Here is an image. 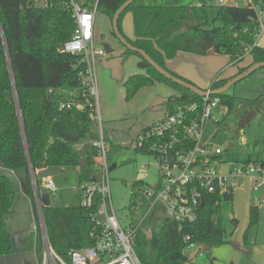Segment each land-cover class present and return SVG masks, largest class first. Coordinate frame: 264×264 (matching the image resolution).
<instances>
[{
  "label": "trees",
  "instance_id": "16d2710c",
  "mask_svg": "<svg viewBox=\"0 0 264 264\" xmlns=\"http://www.w3.org/2000/svg\"><path fill=\"white\" fill-rule=\"evenodd\" d=\"M51 1L52 7H41L35 5L34 0H0V167L3 169L0 171V258L14 252L7 228V216L16 190L13 175L18 177L20 188L32 206L31 173L47 167L78 168L79 182L97 178L93 169V157L97 156L95 147L92 157L86 159L75 149V145L90 133L89 111L60 109V104L84 102L78 75L85 70V64L81 56L62 52L75 23L71 12L59 4V0ZM125 1L98 0L97 11L111 22ZM137 1L119 16V33L179 79L191 83L169 71L165 63L180 53L196 57L208 56L210 52L226 55L234 67L249 57V63L239 67L235 74L214 79L209 86L211 91L264 62V48L254 45L260 28L257 9L264 10V0L218 6L213 19L209 18L205 5L143 6ZM125 14L131 17L133 40L127 39L122 31L121 20ZM130 53L141 58L126 48L121 58L125 59ZM141 60L145 74L132 76L123 84L126 100L154 83L174 91L165 102L166 109L199 100V96L164 78ZM213 97L220 99L227 113L243 102L227 92ZM259 99H264V95ZM256 160L259 161L258 156ZM242 162L254 161L248 158ZM39 185L40 181L36 180V186ZM226 198L232 200L230 196ZM221 209L222 206L211 200L205 202L193 224L178 225L164 220L150 235L139 231L134 250L140 263H192L185 254V236H189L198 249L223 244L226 233L221 225ZM254 216L252 213L251 223H254ZM42 219L48 244L66 264L70 263V252L90 245L89 234L98 230L90 212L79 205L42 208Z\"/></svg>",
  "mask_w": 264,
  "mask_h": 264
},
{
  "label": "rangeland",
  "instance_id": "374dc122",
  "mask_svg": "<svg viewBox=\"0 0 264 264\" xmlns=\"http://www.w3.org/2000/svg\"><path fill=\"white\" fill-rule=\"evenodd\" d=\"M194 1L208 7L210 19L215 17L218 6L230 4L227 3V0H222V3L218 0ZM233 1L242 5L246 2V0ZM187 2V0H138L137 4L143 6H183L187 5ZM257 11L262 12L263 10L258 8ZM121 23L125 30H122L123 34L127 38L126 32L129 34L132 32L130 15L125 14ZM104 46H108L111 52L106 53L103 58H97L95 63L97 89L95 103L99 112L100 124L91 122L90 133L75 145V149L81 153L83 159L91 158L95 143L103 137L105 162L109 169L111 199L117 217L121 222L124 221L125 217L137 222L147 208L145 205L142 206L139 216L128 215L131 199L128 196L127 185L132 186L135 183L137 173L140 171L147 173L143 181L144 184H153L157 178V171L155 160L151 155L134 151V140L142 128L150 126L163 117L166 111L165 102L174 95V91L162 84L154 83L152 86L140 89L130 100L125 99L123 84L132 76L144 75L145 67L141 58L134 53H130L125 59L121 58L125 51L124 46L115 37L109 18L97 12L95 15V48L104 49ZM222 60L221 56L215 59L217 63L222 62ZM208 62L190 55L179 57L176 60L177 64L189 65L193 69L202 70V72L204 71L201 66L202 63ZM243 62L246 63V60ZM243 62L239 63L237 67L232 66V63L229 65L235 68L233 74L244 65ZM209 65L211 64L209 63ZM220 72L221 70L216 71L215 81L223 78V74ZM211 78L208 79L207 77L206 85H200L197 82L196 85L192 84L201 90H205L210 86V82L213 80ZM227 94L240 98L243 102L231 113L216 109L213 118L219 121V125L208 123L205 139L224 151V159L228 165L245 161L248 158L255 161L257 156L260 161H264V99H259L260 96L264 95V67L234 84L227 91ZM251 111L255 115L252 114L251 120L243 127L242 133L234 136L240 119ZM229 144L232 147L226 151ZM93 160L95 166L102 163V158L99 155L93 157ZM61 170L60 174L52 177L57 191L54 195L49 196L50 205L61 208L78 206L80 202L78 192L79 169L63 168ZM14 183L17 186L16 182ZM18 197L15 198L14 206L11 209L14 214L7 216L9 218L8 230L11 234L14 252L9 256L0 258V264H35V256L33 255L35 251L33 250H35L36 239L39 248L37 253L42 254L43 252L37 208L32 206L29 199L30 208L29 203L24 208L22 203L26 201V198L20 197V201H18ZM255 200L256 195L250 191L247 183H245L243 188L234 192L232 201L221 205V225L226 233L225 241L221 245L210 247L207 255L210 253V257L215 256L219 260L224 259L225 263L228 262V264L233 261L239 264L241 261L243 263L245 258L247 259L249 250L259 249L260 244H264V206L258 210L257 225L252 227L253 223H251ZM16 217L26 221V228L24 225L19 228L22 223L18 225L17 222H14ZM162 221L163 218L156 216L155 211H153L143 220L140 230L150 235L159 229ZM35 222L38 225L37 229H39L37 232L33 228ZM185 254L188 259H192V263L186 264H206L207 262L206 255H199L202 253L197 254L195 250H190Z\"/></svg>",
  "mask_w": 264,
  "mask_h": 264
},
{
  "label": "built area",
  "instance_id": "2783aa9c",
  "mask_svg": "<svg viewBox=\"0 0 264 264\" xmlns=\"http://www.w3.org/2000/svg\"><path fill=\"white\" fill-rule=\"evenodd\" d=\"M219 2L222 3V0ZM34 4L41 7L54 5L51 0H34ZM59 4L71 12V18L75 23V29L64 42L62 52L81 56L85 64V70L78 75L84 91L82 95L84 102L60 104V109L75 108L78 111L86 109L89 111V121L100 124L95 103L97 100L95 63L97 58L105 57L106 52L102 48H95V15L98 12V0L93 4H84L77 0H59ZM260 14L257 12L258 18ZM262 31L260 26L255 36L256 46ZM210 91L208 88L198 101L166 109L160 120L137 134L134 150L151 155L157 171V178L153 184H144L147 173L142 171L138 172L140 178H137L132 186L127 185L128 196L131 199L128 215L139 216L142 206L145 205L147 208L137 222L127 217L121 222L117 217L111 199L103 137L95 143L97 155L102 158V163L94 166L97 178L79 182L78 192L79 206L90 212L98 230L89 234L92 240L90 245L70 252L69 264H141L134 250V242L137 233L141 231L143 220L153 211L156 216H161L163 221L178 225L193 224L205 202L213 200L215 205L220 206L228 203L230 201L226 196L233 199L234 192L243 188L245 183L256 195L253 213L257 215L259 208L264 206V161L234 162L228 165L224 159V151L205 139L207 124L219 125V121L213 118L215 110L227 112L220 99L213 97ZM35 174L36 172L31 173L30 178L33 204L38 211L43 245L38 264H66L48 244L42 223L39 190H46L50 196L54 195L57 189L51 177L39 180L40 185L37 187ZM37 226L35 222L33 228L36 232L39 230ZM190 239L189 236L183 238L185 252L198 248Z\"/></svg>",
  "mask_w": 264,
  "mask_h": 264
},
{
  "label": "crops",
  "instance_id": "0c3cea01",
  "mask_svg": "<svg viewBox=\"0 0 264 264\" xmlns=\"http://www.w3.org/2000/svg\"><path fill=\"white\" fill-rule=\"evenodd\" d=\"M188 2V4L187 5H202L201 3H196L194 0H187ZM199 1H201V0H199ZM219 1V0H218ZM233 0H229V2L228 3H232V4H236V5H242V4H237L235 1H233ZM249 2V0H246V2L243 4V5H245V4H247ZM258 12V11H257ZM259 13V12H258ZM261 14H260V16H259V18H258V21H259V23H260V26L262 27V29H263V31H262V35H261V37H260V39H259V41L257 42V46H260V47H263L264 48V19H263V13H264V10L262 11V12H260ZM122 30L123 31H125L124 29H123V26H122ZM126 35H128L127 36V38L128 39H131V40H133L134 39V35H133V28H132V32H131V34H129L128 32H126ZM187 56H189V55H187V54H183V53H180V54H178L174 59H172V60H170V61H167L166 63H165V66H166V68L169 70V71H172L175 75H177V76H179V77H182V78H184V79H186V80H188V81H190L191 83H199L200 85L202 84V85H206V82H207V77H208V79L210 78V77H212L211 79H215L216 78V76H214L215 75V73H216V71L217 70H221V72L220 73H222L223 74V78L224 77H226L227 75L229 76V75H232L234 72L233 71H235V68L234 67H230L229 65H230V63H229V58H228V56H226V55H220V54H216V53H214V52H210L209 54H208V56H205V57H196V56H194V58H201V59H204L205 61H209L208 63H202V67L204 68V71L202 72V70H199V69H193L192 67H190L189 65H180V64H177L176 63V60H177V58H179V57H187ZM191 56V55H190ZM218 56H221V58H223V60H222V62H219V63H217L216 61H215V59H217V57ZM225 59V60H224ZM246 63L245 62H243L244 63V65H242V66H246L248 63H249V57H247L246 59ZM209 63L211 64V65H209ZM224 69V70H223ZM225 71V72H224ZM224 72V73H223ZM204 75V76H203ZM207 76V77H206ZM212 80V81H213ZM193 84V85H194ZM210 84H211V82H210ZM196 85V84H195ZM198 86V85H197ZM204 87H206V86H204ZM209 88V87H208ZM207 88V89H208ZM166 112V111H165ZM142 129H144V128H142ZM141 129V130H142ZM140 130V131H141ZM139 131V132H140ZM138 132V133H139ZM1 170H3L1 167H0V171ZM62 171V170H61ZM78 173H79V170H78ZM13 174V173H12ZM14 176V180H15V182H16V184H17V186H16V190H15V198H17V196H19L18 198H19V200L18 201H20V197H24V199L26 198V201H23V206H24V208L26 207V204L27 203H29V208H30V202H29V200H28V198H27V196H26V194H24L23 192H22V190H21V188H20V185H19V181H18V177L17 176H15V175H13ZM137 177H139V175H138V173H137ZM137 179V178H136ZM16 192H18V194H16ZM15 198H14V200H15ZM14 203V202H13ZM14 206V205H13ZM12 206V207H13ZM28 206V205H27ZM11 214H14L13 213V210L8 214V216L9 215H11ZM33 217V216H32ZM8 221H9V218L7 217V228H8ZM253 221H254V223H253V226L252 227H255L256 225H257V215L255 214V216H254V219H253ZM14 222H17V224L19 225V223H22L20 226H19V228H22L21 226L22 225H24L25 226V228H26V221L24 220H21L19 217H16L15 218V221ZM27 226H28V223H27ZM9 231V230H8ZM23 231H24V229H23ZM22 231V232H23ZM9 234H10V231H9ZM10 237H11V234H10ZM37 238V237H36ZM12 242V241H11ZM29 244H30V242H29ZM261 245V247L259 248V249H256V250H249L248 251V253H247V259L245 258V260H244V262L242 263V261L239 263V264H264V244H260ZM12 247H13V245H12ZM32 247L34 248V245H32ZM202 247V246H201ZM255 247H257L256 245H255ZM38 247H37V239H36V242H35V250H33V251H35V253H33V255L35 256L34 257V259H35V264H38L39 263V261H40V258H41V253L39 252V254L37 253V251H38ZM200 249V248H199ZM199 249L197 248V250H195V252L197 253V254H199V253H202V254H199V255H206L205 257L207 258V262H206V264H228V262H226L225 263V260L224 259H218V258H216L215 256L213 257H210V253L207 255V251L209 250V248H202V250L200 249V251H199ZM13 250H14V247H13ZM17 251V250H16ZM39 255H40V257H39ZM194 258V257H193ZM229 264H236L234 261L233 262H231V263H229Z\"/></svg>",
  "mask_w": 264,
  "mask_h": 264
},
{
  "label": "water",
  "instance_id": "95a60500",
  "mask_svg": "<svg viewBox=\"0 0 264 264\" xmlns=\"http://www.w3.org/2000/svg\"><path fill=\"white\" fill-rule=\"evenodd\" d=\"M135 0H126L115 12V14L112 17V21H111V25H112V30L113 33L115 35V37L119 40V42L128 50L132 51V52H136L138 53L141 58L147 62L158 74H160L161 76H163L164 78L170 80L171 82L191 91L192 93H194L195 95L202 97L205 95V91L197 88L195 85H193L192 83H188L182 79H179L175 76H173L171 73H169L168 71L164 70L163 68H161L159 65H157L149 56L146 55V53L142 50L136 49L135 47H133L130 43H128L126 41V39L119 33L118 31V27H117V20L119 18V16L122 14V12L128 7L130 6ZM104 50L106 53L111 52V49L108 48V46H104ZM264 67V62L261 63H257L255 65H253L251 68H249L246 72H244L241 75L236 76L235 78H233L232 80H230L228 83L225 84V86H223L222 88L218 89V90H212L210 91V93L212 95H221L223 93H226L234 84H236L237 82L245 79L246 77H248L249 75H251L252 73H254L256 70L263 68ZM255 115V113H253L252 111L247 113L246 115H244L240 121L237 124V127L234 131V136H237L238 134L242 133V129L243 127L246 125L247 122H249L252 118L253 115ZM232 145L229 144L226 151H229L231 149ZM61 172V168L58 167H47L43 170L37 171L35 176L37 178V180H43L47 177H53L56 176L58 174H60ZM142 172V171H140ZM140 178V177H137ZM39 198L41 201V207L42 208H49L50 205V200H49V195L47 194L46 190L44 189H40L39 190ZM232 218V216H230ZM202 248H206V246H202L200 249L202 250Z\"/></svg>",
  "mask_w": 264,
  "mask_h": 264
}]
</instances>
